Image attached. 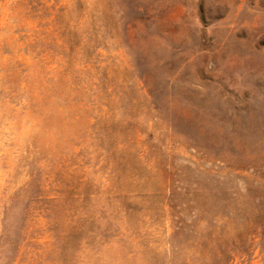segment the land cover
Listing matches in <instances>:
<instances>
[{
	"label": "rangeland",
	"instance_id": "rangeland-1",
	"mask_svg": "<svg viewBox=\"0 0 264 264\" xmlns=\"http://www.w3.org/2000/svg\"><path fill=\"white\" fill-rule=\"evenodd\" d=\"M0 264H264V0H0Z\"/></svg>",
	"mask_w": 264,
	"mask_h": 264
}]
</instances>
